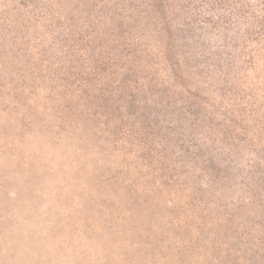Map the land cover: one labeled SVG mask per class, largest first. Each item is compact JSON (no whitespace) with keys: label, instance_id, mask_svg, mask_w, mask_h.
I'll return each instance as SVG.
<instances>
[{"label":"rangeland","instance_id":"1","mask_svg":"<svg viewBox=\"0 0 264 264\" xmlns=\"http://www.w3.org/2000/svg\"><path fill=\"white\" fill-rule=\"evenodd\" d=\"M0 264H264V0H0Z\"/></svg>","mask_w":264,"mask_h":264}]
</instances>
